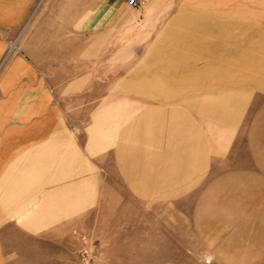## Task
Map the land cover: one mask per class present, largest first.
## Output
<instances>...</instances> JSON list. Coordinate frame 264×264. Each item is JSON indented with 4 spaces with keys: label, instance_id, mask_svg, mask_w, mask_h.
<instances>
[{
    "label": "rangeland",
    "instance_id": "1",
    "mask_svg": "<svg viewBox=\"0 0 264 264\" xmlns=\"http://www.w3.org/2000/svg\"><path fill=\"white\" fill-rule=\"evenodd\" d=\"M138 1L0 0V165L8 130L37 128V96L79 146H116L73 241L7 228L0 264H264V0Z\"/></svg>",
    "mask_w": 264,
    "mask_h": 264
},
{
    "label": "crops",
    "instance_id": "2",
    "mask_svg": "<svg viewBox=\"0 0 264 264\" xmlns=\"http://www.w3.org/2000/svg\"><path fill=\"white\" fill-rule=\"evenodd\" d=\"M114 6L105 1L103 7ZM182 75L176 71L169 78ZM52 103L50 96H37V128L10 129L1 144L5 154L0 165V232L8 228L18 233L14 243H71L74 225L100 204L102 171L107 172L106 160L100 157L116 147L107 148L101 137L95 149L90 136L79 146L74 130ZM120 154L114 151V171L125 183H136L142 170L130 158L122 161ZM150 170L145 172L148 177L169 174L164 167L156 173ZM31 200H37V206L27 214Z\"/></svg>",
    "mask_w": 264,
    "mask_h": 264
},
{
    "label": "built area",
    "instance_id": "3",
    "mask_svg": "<svg viewBox=\"0 0 264 264\" xmlns=\"http://www.w3.org/2000/svg\"><path fill=\"white\" fill-rule=\"evenodd\" d=\"M128 4L131 7H138L139 1L138 0H128ZM87 256H88V251H85L84 254L82 255L83 260L86 261Z\"/></svg>",
    "mask_w": 264,
    "mask_h": 264
}]
</instances>
